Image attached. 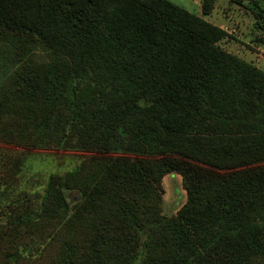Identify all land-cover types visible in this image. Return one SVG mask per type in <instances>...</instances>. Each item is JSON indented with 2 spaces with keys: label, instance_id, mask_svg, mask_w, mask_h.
I'll use <instances>...</instances> for the list:
<instances>
[{
  "label": "trees",
  "instance_id": "1",
  "mask_svg": "<svg viewBox=\"0 0 264 264\" xmlns=\"http://www.w3.org/2000/svg\"><path fill=\"white\" fill-rule=\"evenodd\" d=\"M203 1L208 14L212 0ZM0 30L41 39L69 61L22 66L0 104V142L98 154L78 199L53 177L40 210L10 209L0 264H44L45 245L28 260L23 238L35 243L37 222L58 217L48 243L56 264L117 255L121 264H210L224 246L228 258L264 253V72L221 50L223 28L171 0H0ZM71 78L80 81L69 94ZM172 173L188 199L165 217L162 180Z\"/></svg>",
  "mask_w": 264,
  "mask_h": 264
},
{
  "label": "rangeland",
  "instance_id": "2",
  "mask_svg": "<svg viewBox=\"0 0 264 264\" xmlns=\"http://www.w3.org/2000/svg\"><path fill=\"white\" fill-rule=\"evenodd\" d=\"M171 1L223 28L228 35L218 42L221 50L241 63L264 72V0H212L210 2L212 9L208 14L203 13V0ZM33 60L49 61L56 67L53 71L57 67H69L68 59L49 50L41 39H27L13 31L0 30V104L7 102L15 93L19 86L17 82L19 71L25 63ZM72 79L74 81L70 83L71 87L63 88L64 91H70L69 94L73 85L80 81ZM0 114L5 118L6 114L1 112ZM234 133H237L234 136L248 134L238 128ZM114 153L120 155L123 151ZM95 156L98 154L84 148L41 145L29 149L0 142V225L11 220L10 209L15 205L26 203L31 210L35 212L40 210L45 190L53 177L63 178L67 186L65 192L72 200L78 199L75 185L87 182V175L90 174L87 167H95L89 165ZM74 172H77V176L73 179ZM162 189L161 215L165 217L177 215L188 199L183 176L177 173L168 174L162 180ZM62 220L58 217L37 222L33 227L32 239L35 243L27 244V237L23 238L25 240L21 250L26 259L34 258L45 245L43 263L56 264L58 256L56 245L48 243ZM151 230L149 227L142 233L137 251L142 250L147 233ZM210 254H214L210 258V264H264V253L244 252L228 258L224 246ZM122 256H113L110 264H121ZM135 264H143V256Z\"/></svg>",
  "mask_w": 264,
  "mask_h": 264
}]
</instances>
